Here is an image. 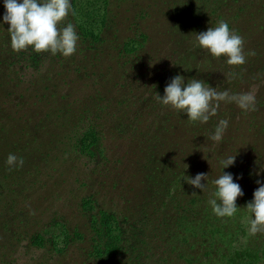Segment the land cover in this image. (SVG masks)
I'll return each mask as SVG.
<instances>
[{
	"label": "rangeland",
	"instance_id": "1",
	"mask_svg": "<svg viewBox=\"0 0 264 264\" xmlns=\"http://www.w3.org/2000/svg\"><path fill=\"white\" fill-rule=\"evenodd\" d=\"M106 1L99 0V9L90 12L94 18L106 16L100 43H82L79 38L76 52L65 58L59 53L37 54L30 48L13 51L8 25L2 22L5 9L0 0V264H210L244 248L263 249L264 233H248L252 217L245 205L260 186L257 181L264 183V0H209L208 14L200 20L198 33L225 21L243 38L247 60L237 66L240 79L229 76L232 69L225 60L223 67L215 66L212 60L213 68L206 65L210 57L201 54L207 51L194 47L198 33L179 19L180 12L189 13L201 0ZM68 23L74 25L71 11L60 27ZM141 34L140 48L136 42ZM30 51L32 58L25 54ZM252 51L255 55L248 56ZM170 69L184 72L187 82L201 78L209 87L227 86L230 94L255 95L254 111L223 102L218 109L219 113L234 109L224 115L233 124L229 122L225 141L236 132L234 121L243 112L255 115L254 131H261L239 140L242 146L253 136L257 147L250 150L248 161L236 156L229 172L243 191L236 200L237 212L233 217H217L208 203L210 191L205 188L207 197L198 212L202 217H215L217 232L202 238L188 231H172L173 227L160 223L163 216V224H172L180 217L174 213L177 201L176 197L169 198V187L147 215L150 224L162 230L153 231L154 225L142 232L141 240L148 250L140 248L139 262L118 254L107 260L96 257L92 219L83 202L89 200L94 213L102 209L117 214L120 222L132 217L128 211L139 204L132 201L145 196L134 167L141 157L135 148L137 140L154 137L156 140L150 141L156 158L168 152L165 142L158 141L164 136L159 132L163 119H156L152 109L146 114L140 105L154 91L157 93V81L162 82V73ZM147 126L154 129L148 132L153 134L146 133ZM91 128L100 140L90 157L77 149V140ZM169 139L180 143L176 133ZM213 143L210 152L219 146ZM9 154L23 158V166L10 168L6 163ZM197 166L188 178L208 172L204 163ZM209 178H214L210 171L206 180ZM163 184L150 181L149 187L160 191ZM190 199L188 196L186 200ZM142 215L137 214L132 222L141 226Z\"/></svg>",
	"mask_w": 264,
	"mask_h": 264
},
{
	"label": "trees",
	"instance_id": "2",
	"mask_svg": "<svg viewBox=\"0 0 264 264\" xmlns=\"http://www.w3.org/2000/svg\"><path fill=\"white\" fill-rule=\"evenodd\" d=\"M208 1L209 0H201L200 5H197L193 9H190L189 13L180 10L182 12H180L179 19L183 18L185 22L192 25L191 27L195 33H198V30L200 29L201 31L202 29L199 28L200 20L202 19V17L204 18L208 14L207 10L208 8H210V3ZM100 2L106 4L107 1L100 0ZM97 3H99V0H71V16L73 18L76 29L79 31L80 40L82 43H90V41H94V43L97 44L101 41L100 31L102 26L106 24V16L99 15L96 18L90 16L91 11L99 9L96 7ZM176 12L177 11L169 14L172 16ZM139 39L137 40L136 44L141 48L142 40L144 39L142 34L139 36ZM31 52L32 51L25 52L26 56L30 58L34 57L32 54H29ZM132 54L134 53L132 52ZM201 55L210 57L206 62L208 64L203 63L201 65L203 67H205L204 65L206 64L210 65V68H213L211 60L216 63L215 66H224V63L222 62L225 60L224 57L213 59L208 52H205L204 54L202 53ZM260 60L262 61V59ZM230 68L232 69L231 73L234 74L232 78L238 77V79H240V77L238 76L239 73L237 72L238 67L230 66ZM168 73L170 75H168ZM184 74V72L178 74V72H174L173 69L163 72L162 82L157 81L156 83L158 90L157 93L152 89V85V87H150L149 93L151 94V90H153L155 94H151L153 96L145 99L144 102L140 105L145 108L146 114L150 115L149 112L152 109V113H156V119H163L162 129L159 132L164 136L161 137L162 139H157L158 141L162 140L165 142L168 152L163 154V156L156 158V153L154 152V144L150 141L154 140V137L148 136L146 139H144V142L140 141L139 139L137 140L138 145L135 148L137 152L139 151L138 153L141 155V157H138V161L136 162L137 166L134 165V167L137 175L139 176L138 181H140L143 188H145V196L141 195L142 199L138 200H136L135 197V200L132 201L134 203H139L136 207L131 208L128 211V214L130 213L129 215L132 217H124L121 220L122 222H120L117 218V214L102 209H97V211L94 213V208L92 207L91 203H89V200H84L83 202V209L88 212L90 218L92 219V248L94 253L96 254V257L107 260L118 254V256H128V259L131 258L132 262H139V259H141L142 257L140 248H142L143 250H148L146 247V243L143 244L144 241L141 240V237H144V233L142 232H144V230L149 228L150 226L155 225L150 224L147 215L155 210L156 200L160 199V196L163 195L169 187L171 189V192L173 191L172 194L171 192L169 193V198L171 196L172 199L176 197L177 201V206L174 208V213L180 215V217L178 219L174 218L172 224H163L165 222L163 216L160 222L163 227L170 225L171 227H173L172 231H188V234L198 236L200 235L202 238H204V235H213L217 232V221L215 217L210 215L202 217L198 210H200L202 202L207 197V190L210 191V197L214 198L212 196V193L215 191V185L212 183V181L217 179L223 173H229L230 169L234 168V165H232L222 169L221 161L229 156L234 155L235 159L236 156L241 155L242 159L244 157L248 161L246 157H249L250 152H252L257 147L255 146V143L253 144L252 142L253 136L247 137L248 139H245V144H243L242 146L239 144V140H242V138L246 137L247 134H255V136H257V134L261 131H254V127L257 125V122H254L253 118L255 117V115L249 116V112H243L242 116L238 120L234 121V128L236 129V132L232 134V137L227 141L222 138L221 141L217 142L219 143L217 149H212V151L210 152L211 148L214 145L213 141L210 139V136L215 132V128L217 127L219 122L218 119H227L226 117H224V115L226 113H231L234 109L231 110L229 108L227 109V112L221 111L220 113L217 111V115L211 117L207 123H190L187 120L186 114H184L183 112H177L174 109L162 105L158 101L157 95L161 97L164 95L165 86L176 75L184 77L185 83H187ZM167 75L169 77L165 83L164 80ZM159 77L161 78L160 73L158 74L157 78ZM198 80H201V78H199ZM227 88V86L223 85L220 88L216 89L217 91H224L227 90ZM131 101L134 102L136 101V99ZM156 109L159 112H157ZM227 120L230 123L232 122L230 117ZM230 125L233 126L232 123ZM159 126L160 124L158 121L156 127L154 128L156 132L158 131ZM154 129H151L149 128V126H147L146 133L153 132ZM227 130L228 128L226 129V131ZM247 130L249 131L248 133ZM226 131L224 132V134H226ZM174 133H176V137H178L180 143L177 141L174 142V139H169ZM149 134L153 133H148V135ZM202 139L205 140V143L202 141ZM99 140L100 139L98 137V134L91 128L81 134V137L77 140V149H79L84 155H88L91 157L94 155V149L98 145ZM169 140L171 141L170 146L168 144ZM165 145H163L162 143L161 147L164 148ZM238 145L239 148L237 147ZM243 146L245 147L243 148ZM203 163L204 166L206 165V171H208L207 173H209L210 171L214 175V178H209V181H201V183H205L207 189L201 192L200 189L194 188L186 181L187 177L194 175L192 174L193 170L195 171L199 168L197 165ZM165 170H167V175L164 174L160 177V175ZM150 181L157 186L159 182L162 181L164 183L163 186H161L162 190L158 191L154 187L153 190H150ZM194 192L196 194H193ZM188 196L191 197L189 202L186 200ZM164 206L167 208L166 205ZM140 213L143 214L142 218L144 220V223L142 225L140 224L141 226H138V222H132V219H136V215ZM122 224H124V227L122 226ZM126 225L129 230H127ZM136 228H142L143 231H141L142 229H140L138 232H136ZM158 228L161 229L160 226L155 225L153 227V231H158ZM128 234H130V236H127ZM41 242L42 240L40 239L39 243ZM210 264H264V248H258V250H254L249 247L244 248L242 251L226 257L221 262L215 261V263Z\"/></svg>",
	"mask_w": 264,
	"mask_h": 264
},
{
	"label": "clouds",
	"instance_id": "3",
	"mask_svg": "<svg viewBox=\"0 0 264 264\" xmlns=\"http://www.w3.org/2000/svg\"><path fill=\"white\" fill-rule=\"evenodd\" d=\"M5 12L2 22L8 25L10 46L19 52L31 48L37 54L50 52L59 53L65 58L76 52L77 34L73 24L61 28L60 25L68 18L71 11L70 0H3ZM194 47L206 50L213 59L225 58L229 66H240L246 62L244 40L230 30L225 21H219L216 27H208L206 31L195 34ZM254 56L255 52H248ZM229 73V76H233ZM158 101L177 112H183L190 123H207L217 115L220 104L234 103L244 111H254L256 99L253 92L230 94L227 90L217 91L204 81L191 79L185 83L184 77L176 75L164 88V95H157ZM228 120L218 122L215 132L210 136L212 141L219 142L228 127ZM235 155L221 161L222 169L232 166ZM6 163L10 168L22 167L24 160L15 154H9ZM207 174L198 173L194 178L187 177V183L194 188L205 190ZM215 191L214 198L208 203L217 217H233L237 212L236 200L243 195L238 183H235L231 173H223L212 181ZM253 192V198L245 205L251 215L248 233L256 235L264 233V183L259 180ZM193 194H196L195 192Z\"/></svg>",
	"mask_w": 264,
	"mask_h": 264
}]
</instances>
